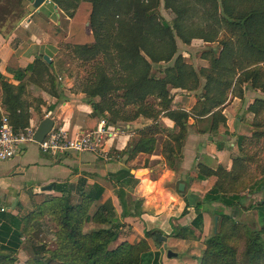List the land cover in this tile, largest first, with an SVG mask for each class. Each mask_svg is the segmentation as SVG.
I'll list each match as a JSON object with an SVG mask.
<instances>
[{
	"label": "trees",
	"instance_id": "trees-1",
	"mask_svg": "<svg viewBox=\"0 0 264 264\" xmlns=\"http://www.w3.org/2000/svg\"><path fill=\"white\" fill-rule=\"evenodd\" d=\"M51 1L69 17L79 6L74 0ZM83 2L87 4L86 19L70 29L82 32L87 21L90 33L84 43H74L70 48L83 64L90 65L81 92L93 108L92 115L104 116L111 124L130 123L139 117L151 120L150 124L130 135L122 150L127 159L138 153L151 154L156 136L168 134L170 140L163 144V154L166 162L173 166L186 136L189 117L200 122L206 116L209 121L206 129L216 128L220 122H225L220 106L228 94L242 99L243 86L264 94V0ZM161 3L173 14L171 21L161 16ZM31 19L58 37L59 29L49 25L44 14L33 12ZM14 34L21 41H28L31 36L21 26L14 29ZM195 38L219 43V48L212 46L202 51L201 56L209 62L208 66L198 69L185 60L177 45L178 40L190 44ZM51 65L52 62L48 64L42 57H37L31 67H21L13 53L6 71L18 84L9 82L0 72V106L15 131L33 128L29 103L24 98L27 81L58 96L59 85L55 83V73L50 71ZM201 79L204 83L195 107L190 111L171 107L172 89L197 91ZM245 110L254 114L251 137L264 136V123L257 119L264 115V98H255ZM161 115L173 121L178 130L168 133ZM1 117L0 113V121ZM245 138H241L239 154L232 158L229 169L222 165L211 169L198 164L199 172L207 176L208 181L204 186L195 183L198 188L206 189V193L193 205L196 214L191 224L194 228L200 226L201 206L212 202L229 208L252 207L257 210L262 223L259 229L251 228L215 208L217 227L205 239L199 264H264V201L242 206L247 194L243 195L244 189L248 188V193L264 189L262 178L252 185L246 183L247 163L252 156L244 154L241 144ZM124 175L134 177L129 169H121L114 175L117 184H121L120 178ZM65 187L53 184L52 189L59 195H34L36 208L24 216L8 215L0 209V264H18L20 251L26 254L22 264H160L159 251L150 247L158 230H145L144 238L135 243L121 241L116 244L118 231L113 208L103 203L90 214L92 205L102 196L103 187L93 184L86 192L80 190V199L76 203L70 188ZM115 193L124 214L125 191L120 186ZM186 207L183 214L187 212ZM89 221L107 226L85 232L83 226ZM43 223L52 226L51 238L44 235ZM241 233L245 245L239 258L234 241ZM193 234L190 227L182 226L172 236L184 239Z\"/></svg>",
	"mask_w": 264,
	"mask_h": 264
},
{
	"label": "crops",
	"instance_id": "crops-1",
	"mask_svg": "<svg viewBox=\"0 0 264 264\" xmlns=\"http://www.w3.org/2000/svg\"><path fill=\"white\" fill-rule=\"evenodd\" d=\"M9 1L15 5L12 10L9 8L5 12L3 0L0 5V72L7 77L9 82L18 84V81L6 71L7 62L13 53L21 67H31L35 58H43V55H47L50 59L47 63L52 62L50 71L54 74L53 70L57 65L58 73L62 72L63 67H61L60 59L57 58L61 48L59 42L65 41L66 46L63 49L71 52L70 46L74 43H84L90 33L87 21L84 23L85 28L82 32H73L70 29L72 25L85 21L86 2L74 0L79 6L73 16L69 17L51 0H44L33 10H30V5L34 0ZM16 3L19 5L17 11ZM45 4L53 5V10L48 11L46 7L45 12L42 11ZM33 12L44 14L49 25H56L55 27L59 29L58 37L52 36L41 24L32 20ZM159 12L167 21L173 18V14L165 10L162 3L159 6ZM53 13H55V18H52ZM64 20L67 29L64 28L65 23L62 26ZM17 26L23 27L31 34L28 41L17 40L14 34ZM68 40H71V43ZM196 40L204 42L195 38L190 44ZM71 58L82 61L73 54ZM55 83L59 85L58 96L52 95L48 90L30 81L25 83L24 98L29 103L30 124L33 127H36L46 116L53 119V126H61L69 133L92 131L96 128L100 118L107 121L104 116L92 115L93 108L86 102L85 93L81 90H73V83L70 79H55ZM203 83L201 82V87L195 92L172 89L171 107L190 111L198 103L197 95ZM243 91L242 99L231 93L228 94L227 100L220 106L225 122H220L216 128L206 129L209 126L206 116L200 122L189 117L186 136L173 166L166 162L163 154V144L170 140L168 134L156 136L155 148L151 154L138 153L135 157L127 159V156L122 153L130 135L151 123V120L145 117H139L130 123L121 121L111 124L107 121L108 125L113 127L111 136L105 140L104 144L108 159L88 152L50 155L43 153L35 142L22 144L14 157L0 161V209L8 215L24 216L36 208L34 195L60 194L52 189L53 184H60L63 187L67 185L65 188H70L72 197L77 200L80 199V190L86 192L93 184H97L103 187L104 191L100 200L92 205L90 214L103 203L113 208L117 220L118 237L116 241L135 243L144 238L145 230L151 229L158 230L159 232L156 233L165 235L167 242L169 241L172 245L177 239L189 240L192 236L183 239L174 237L172 234H177L182 226L190 227L193 232L198 229L191 224L196 214L193 205L203 198L206 189L198 188L195 183L204 186L208 181V177L199 172L198 164L211 169H216L219 165L229 169L232 165V158L237 153L239 154L241 138L250 136L252 133L249 123L254 120V114L246 112L245 109L255 98H264V94L250 86H243ZM0 113H6L1 106ZM160 118L166 125L168 133L178 130L173 121L163 115ZM121 169H129L134 177L124 175L120 178L121 184H117L114 175ZM144 171H146L145 174L137 175ZM134 180L137 182L133 183ZM180 183L184 185L183 190H179ZM47 185H51V190H43ZM119 185L125 191L123 201L126 205V213L124 214H122L123 207L115 193L119 190ZM185 207L187 212L183 214ZM216 209L219 208L216 207ZM205 217L202 213L199 228L204 224ZM216 217L215 230L218 223V216ZM1 222L2 220L0 224ZM86 224L90 230L93 229V225L107 226L92 221L86 222L84 226ZM175 227H178L177 231ZM41 229L46 237H52L49 233L52 226L43 223ZM153 245L151 249L157 251L161 246L156 242ZM25 258V252L20 251L17 263L22 264Z\"/></svg>",
	"mask_w": 264,
	"mask_h": 264
},
{
	"label": "rangeland",
	"instance_id": "rangeland-1",
	"mask_svg": "<svg viewBox=\"0 0 264 264\" xmlns=\"http://www.w3.org/2000/svg\"><path fill=\"white\" fill-rule=\"evenodd\" d=\"M2 3V0L0 2V5ZM5 3V12L9 8L15 7L9 0H3V4ZM19 5L16 3V11L19 9ZM46 7L48 8V11L53 10V5L51 4H45V6L42 8V11L45 12ZM10 10V12H11ZM53 16L52 18H55ZM65 23L62 21V26ZM52 27H55L56 25L50 24ZM65 29H67V24L65 23ZM69 43H71V40H68ZM61 45V48L57 54L58 60L60 59L61 67H63V71L58 73L59 68L56 65L53 72L56 75V79H70L71 83H73L72 89L75 91L81 90L82 83L85 80L84 78L87 77L88 71L90 70L89 64H83L82 61L73 60L71 58L72 54L70 51L65 50V41L61 40L59 42ZM178 51L183 54L185 57V60L188 63H191L195 68H200L203 66H208V59H204L201 54L203 50L208 49L209 47H218L219 43L217 41L214 42H201V41H194L192 44H184L179 41L178 44ZM219 48V47H218ZM157 67L155 68V70ZM59 75V76H58ZM159 75V74H158ZM70 77V78H69ZM201 82H204V79H201ZM195 92V91H194ZM257 119H260L264 123V115L261 117H258ZM250 130L253 131V126L251 125V122L249 123ZM37 127V125H36ZM35 127V128H36ZM251 134V133H250ZM242 147L245 155L252 156L251 159L248 161V175L246 183L252 185L255 181H259V179L264 180V136H261L259 138L247 136V139H244L242 142ZM238 154V153H237ZM236 154V155H237ZM146 171L142 173H138V176H141L145 174ZM243 195L246 194L244 199L242 200V206L249 207L250 205L256 204L258 201H264V189L263 190H256L252 193H248V188L243 190ZM73 201L76 203L78 200L73 197ZM216 207H219V210L225 214L231 216L236 222L240 224H245L250 226L251 228L259 229L262 219L259 216L258 212L254 208H229L222 206L220 203L217 204L216 202L212 203H205L201 206V212L205 214V221L204 224L201 225V227L196 230H194L193 236L189 240H182L177 239V241H174V244H170L169 241L167 242V248L164 249L162 246V243H158L159 246L158 251L160 253V264H199V259L204 251L205 248V239L211 236L215 231V213L214 209ZM220 216V215H219ZM88 225L86 224L84 226V230H90L87 228ZM100 225H93V229L100 228ZM262 238L264 239V235H262ZM120 241H116V244ZM155 241H151L152 246ZM236 247H237V253L238 257H242V251L244 250L245 245V237L243 233H241V236L237 237V241H234ZM151 247V246H150ZM168 249L171 250L173 253L176 254L174 257H168L167 252ZM153 250V249H152ZM157 251V250H153Z\"/></svg>",
	"mask_w": 264,
	"mask_h": 264
},
{
	"label": "built area",
	"instance_id": "built-area-1",
	"mask_svg": "<svg viewBox=\"0 0 264 264\" xmlns=\"http://www.w3.org/2000/svg\"><path fill=\"white\" fill-rule=\"evenodd\" d=\"M35 129L33 127L24 131H15L9 124L6 113H3L0 121V161L14 157L20 145L35 142L33 140ZM112 132L113 127L108 125L104 118H100L96 128L87 132L69 133L61 126H53L41 142L35 143L43 153L50 155L88 152L108 159V152L104 149V144Z\"/></svg>",
	"mask_w": 264,
	"mask_h": 264
},
{
	"label": "water",
	"instance_id": "water-1",
	"mask_svg": "<svg viewBox=\"0 0 264 264\" xmlns=\"http://www.w3.org/2000/svg\"><path fill=\"white\" fill-rule=\"evenodd\" d=\"M43 1L44 0H34L33 4L30 5V10H33L34 7L38 6ZM45 1H48V0H45ZM43 59L48 63L50 62V59L47 55H43ZM53 124H54V121L51 117L46 116L45 118H43L38 123V125L35 129L33 140L35 142H41L44 139V137L46 136V134L51 130V128L53 127ZM133 172H135V171H133ZM183 188H184L183 183H180L179 184V190H183ZM43 190H51V185H47L46 187L43 188ZM216 222H217V217H215V226H216ZM175 228L177 231L178 227H175ZM152 239H153V241L156 242V244L162 243V246L164 249L167 248V237L165 235H162L160 233H155V235L152 237ZM167 256L168 257H174V256H176V254L168 249Z\"/></svg>",
	"mask_w": 264,
	"mask_h": 264
}]
</instances>
